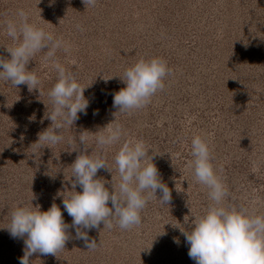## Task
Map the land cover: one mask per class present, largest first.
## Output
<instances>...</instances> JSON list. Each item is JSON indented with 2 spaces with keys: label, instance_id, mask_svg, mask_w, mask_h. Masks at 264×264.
Returning <instances> with one entry per match:
<instances>
[{
  "label": "rangeland",
  "instance_id": "1",
  "mask_svg": "<svg viewBox=\"0 0 264 264\" xmlns=\"http://www.w3.org/2000/svg\"><path fill=\"white\" fill-rule=\"evenodd\" d=\"M20 8L29 22L72 45L70 54L61 50L57 57L76 72L89 106L65 131V141L41 148L35 142L51 125L44 114L55 69L42 54L29 62L41 79V95L0 80V264H20L24 255L23 238L6 228L18 204L46 211L56 203L71 223L62 201L73 190L70 166L84 146L68 137L115 119L112 94L126 86L124 69L142 57H161L172 72L147 106L118 119L125 139H143L155 155L171 201L150 199L142 222L131 228L101 223L87 230L99 244L95 249L87 250L69 229L64 249L33 253L31 264H196L182 231L210 201L187 167L194 135L209 144L214 169L229 190L226 203L264 214V0H97L87 8L83 0H0V21L15 18ZM11 44L0 24V55L10 57ZM117 148L105 157L118 179ZM101 177L111 191L112 173L102 168Z\"/></svg>",
  "mask_w": 264,
  "mask_h": 264
},
{
  "label": "clouds",
  "instance_id": "2",
  "mask_svg": "<svg viewBox=\"0 0 264 264\" xmlns=\"http://www.w3.org/2000/svg\"><path fill=\"white\" fill-rule=\"evenodd\" d=\"M83 3L86 8L95 7L97 0H83ZM28 16V12L20 8L15 18L0 21L4 32L12 39V44L6 47L10 57L0 55V80L15 87L25 84L29 91L38 89L41 95V79L35 68L29 70V62L42 54V60L55 69L57 79L47 91L50 106L44 114L51 125L38 133L35 142L43 148L65 141V131L73 129L79 114H87L89 100L84 96L85 87L79 83L76 72L57 57L61 50L70 54L72 45L29 22ZM171 72L167 61L161 57L138 59L126 67L120 77L126 86L112 94L113 108L117 109L113 113L115 119L95 132L85 129L78 138L76 133L68 137L70 144L84 146L70 166L73 190L62 201L64 210L72 217L71 223L64 220L56 203L46 211L32 203V206L18 204L10 210L6 228L13 238H23L25 245L20 264H31L29 258L33 253L55 255L64 249L72 238L69 229L75 230L74 238L82 239L87 250L95 249L99 244L90 239L87 230L99 228L101 223L109 229L114 223L121 229L131 228L142 222L141 211L150 199L164 205L171 201V190L153 162L155 155H149L151 149L143 139H125L127 130L118 119L120 115L132 114L147 106L152 97L164 89L165 77ZM95 114L98 111H94ZM116 145L113 162L118 179L113 176V167L105 157L107 150ZM90 147L93 150L88 154ZM191 156L187 167L194 180L207 188L210 203L203 214L192 219L186 230H181L190 245L189 257L196 264H264V214L226 203L229 190L214 169L208 142L200 135L191 139ZM102 168L112 173L111 191L106 187L108 181L97 178ZM77 185L81 191L75 190Z\"/></svg>",
  "mask_w": 264,
  "mask_h": 264
}]
</instances>
